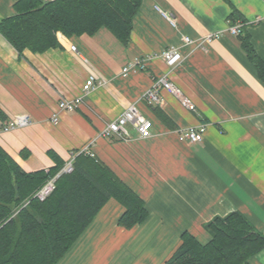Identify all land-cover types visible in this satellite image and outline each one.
I'll return each instance as SVG.
<instances>
[{"label":"crops","instance_id":"obj_1","mask_svg":"<svg viewBox=\"0 0 264 264\" xmlns=\"http://www.w3.org/2000/svg\"><path fill=\"white\" fill-rule=\"evenodd\" d=\"M16 1L0 0V21L15 12ZM234 10L264 61V0H142L128 44L103 28L95 35L58 33V47L20 54L0 34V125L22 115L31 120L0 131V145L33 172L56 164L50 150L66 162L91 144L93 155L149 211L143 223L126 229L118 224L124 206L109 199L57 264H166L184 231L206 242L211 236L204 224L233 211L264 231V81L239 36L228 32ZM210 33L220 36L206 48L183 41ZM171 45L183 55L173 67L159 56ZM139 55L152 56L146 68L123 74ZM90 75L105 82L84 94ZM164 75L195 111L167 89L160 91V104L148 103L146 92ZM78 97L77 109L59 108L61 98ZM132 104L153 122L152 135L142 138L129 125L127 139L103 136ZM202 121L201 143L180 140L176 130ZM248 264H264V249Z\"/></svg>","mask_w":264,"mask_h":264},{"label":"trees","instance_id":"obj_2","mask_svg":"<svg viewBox=\"0 0 264 264\" xmlns=\"http://www.w3.org/2000/svg\"><path fill=\"white\" fill-rule=\"evenodd\" d=\"M141 4L142 0H17L15 12L0 21V34L20 54L58 47V33L95 35L103 28L128 44ZM237 23L242 24V46L264 81V61L244 30L246 21L234 10L230 24ZM0 117L5 119L1 107ZM48 153L56 162L53 167L27 172L0 145V264H57L111 198L124 206L118 224L126 229L149 215L143 198L104 162L83 152L76 155L74 170L58 178L52 194L37 199L35 191L65 164L53 150ZM204 227L211 236L208 241L184 231L166 264H248L264 249V231L240 211L217 215Z\"/></svg>","mask_w":264,"mask_h":264},{"label":"built area","instance_id":"obj_3","mask_svg":"<svg viewBox=\"0 0 264 264\" xmlns=\"http://www.w3.org/2000/svg\"><path fill=\"white\" fill-rule=\"evenodd\" d=\"M163 13L171 21V23L175 24V20L168 13L164 11ZM241 27V23L229 24L228 32L230 34L238 36L241 33ZM219 36V33H210L200 39H194L190 36H184L183 41L185 44H193L198 47L206 48L205 46L207 42L210 43ZM71 49L77 51V47L75 45H72ZM159 56L162 57L166 61V63L172 67L176 66L183 59L180 47L175 45H171L162 50ZM151 57V55L136 56L123 68L122 73L127 75L132 70H144L146 68V61H148ZM104 82L105 81L102 78H97L95 75H90L83 84L84 94H87L90 91L94 90L96 87L103 85ZM162 89H167L168 91L179 97L182 103L190 110H196L195 105L187 97L182 96L180 89L168 79L167 75L159 77L155 81L152 88H150L146 92L145 99L148 101V103H150L151 105L160 104L162 102L160 96V91ZM82 100L83 97H78L74 100L61 98L58 105L60 109L73 111L77 109ZM52 121L54 123H58V116H53ZM30 122L31 120L27 115L14 117L11 121L1 124L0 131H8L19 126L27 125ZM129 125H132L133 128L139 132L142 138H147L152 135L153 122L150 119L146 118L135 104L130 105L116 120L109 122L101 134L106 137H110L112 134H115L116 136H118V138L127 139L130 136L128 127ZM206 130L207 124L202 121L198 125L178 129L176 130V133L182 141L190 144H199L204 140ZM90 145H87L84 148L80 149L79 152L73 151L70 158L65 162L61 170L56 175L48 178L44 182V184L35 191L34 197L39 200H45L47 197H49L56 188V182L58 178L62 174L71 173L74 170V161L78 153L83 152L94 156L91 151Z\"/></svg>","mask_w":264,"mask_h":264}]
</instances>
